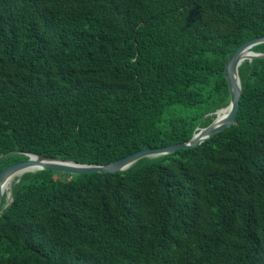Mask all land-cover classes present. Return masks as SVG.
<instances>
[{"label": "trees", "instance_id": "1", "mask_svg": "<svg viewBox=\"0 0 264 264\" xmlns=\"http://www.w3.org/2000/svg\"><path fill=\"white\" fill-rule=\"evenodd\" d=\"M258 36L264 0H0V170L188 140L229 103L227 56ZM238 72L234 123L196 147L14 180L0 264H264V59Z\"/></svg>", "mask_w": 264, "mask_h": 264}, {"label": "water", "instance_id": "2", "mask_svg": "<svg viewBox=\"0 0 264 264\" xmlns=\"http://www.w3.org/2000/svg\"><path fill=\"white\" fill-rule=\"evenodd\" d=\"M263 43L264 36L250 38L238 45L227 56L223 74L227 84L229 103L226 107L216 110L214 119L208 125L196 129L188 140L165 146L142 148L106 164H85L39 154L25 153L27 159L11 163L0 170V207L3 196L5 198L3 206L6 207L10 204L12 201V182L14 180L17 182L19 177L25 172L51 170L72 175L122 172L142 158L163 156L179 149L196 147L223 129L230 127L234 123L241 96V82L238 68L245 60L264 59V52L253 50L254 46ZM223 110H227L225 114H222ZM6 154H2L0 158ZM6 183H9L8 187L5 186ZM5 188L7 189L6 191Z\"/></svg>", "mask_w": 264, "mask_h": 264}, {"label": "rangeland", "instance_id": "3", "mask_svg": "<svg viewBox=\"0 0 264 264\" xmlns=\"http://www.w3.org/2000/svg\"><path fill=\"white\" fill-rule=\"evenodd\" d=\"M55 175H56V177L58 178L59 181H64V180L70 178L69 176H66L64 174H55Z\"/></svg>", "mask_w": 264, "mask_h": 264}, {"label": "bare ground", "instance_id": "4", "mask_svg": "<svg viewBox=\"0 0 264 264\" xmlns=\"http://www.w3.org/2000/svg\"><path fill=\"white\" fill-rule=\"evenodd\" d=\"M226 111H227V110H223V111H222V114H225V113H226ZM8 184H9V183H6V185H5V186H7V187H8ZM6 190H7V189L5 188V191H6Z\"/></svg>", "mask_w": 264, "mask_h": 264}]
</instances>
